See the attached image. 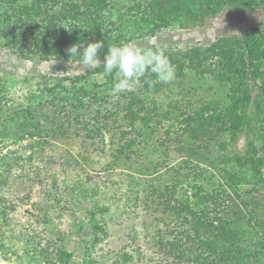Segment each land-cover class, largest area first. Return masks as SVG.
<instances>
[{"label": "rangeland", "instance_id": "rangeland-1", "mask_svg": "<svg viewBox=\"0 0 264 264\" xmlns=\"http://www.w3.org/2000/svg\"><path fill=\"white\" fill-rule=\"evenodd\" d=\"M63 1L83 9L86 6V0ZM5 3L9 0H0V19H4L3 15L7 13L3 8ZM11 7L14 6H7L11 22L24 17L18 13V7L14 10ZM134 7L133 0H110L108 10L95 9L92 15L101 23L100 33L94 35L87 29L76 28L69 34L71 39L67 47H59V54L47 60L33 54L36 48H31L26 57L21 56L17 49L1 44L0 36V264H63L66 254L67 264H171L175 261L195 264V257L188 258L187 254L176 255L174 252L180 248L176 240L182 239L181 232L190 225L185 220L177 222L176 216L164 209L166 201L174 199L176 194L173 193L190 197L194 192L191 185L205 183L197 171L187 176L190 168L184 162L187 160L194 168L196 161L189 159L182 149L173 150L178 139L176 124L170 129L172 121L165 120L160 129L157 127L147 133L145 130L142 136L133 132L127 135L134 140L138 138L136 152L149 156L150 160L163 162L156 171L148 166L149 169H143L145 173L141 174L139 170L127 169L126 159L119 161L113 156L116 145L124 142L123 132L131 131V128L126 130L121 126V130L115 129L105 135L103 151L102 146L94 148L92 140L84 138L86 135L81 127L91 117L85 113L75 115L71 102L61 99H66L67 91L73 90L77 77L87 78L76 84L78 87L87 83L92 87L98 81L95 70L103 66V53L107 52L108 45L117 44L119 34H122L118 25L115 28L114 25L120 16L135 14ZM41 26L45 30L47 23ZM255 28L264 32V7L245 12L228 9L211 17L202 26L190 29L172 27L156 36H137L128 42L164 49L209 47L222 38L243 37L245 32ZM15 32L16 29L12 33L21 38ZM34 34L37 31L30 34L31 41H34ZM48 37L51 44L54 40L61 41L60 37ZM81 39L104 41L99 54L101 65L92 71L82 70L75 60L70 62L71 57L66 53L67 48ZM93 73L94 79L91 78ZM190 77L191 81L187 79L185 84H195L194 87L188 92L180 85L174 94L169 95L173 100L183 105L193 104L198 109L209 96H215L221 105H234L232 95L227 91L230 86L217 75ZM248 79L252 94L256 96L259 90L255 87L254 70H250ZM162 98L164 95L160 100L167 105ZM158 114L153 113L151 117L160 121L162 118ZM215 127L217 125L213 124L210 128ZM203 140L200 145L213 148L230 138L223 130L216 136L206 133ZM145 145H148L149 152H143ZM190 145L196 144L191 142ZM230 148L244 156L247 149L245 133ZM259 149L264 158L263 143ZM181 174L187 177L184 185L178 183L184 179ZM209 181L213 182L211 176ZM214 181L212 185L219 184L220 187V181ZM78 186L87 189L88 196L95 189L97 196L81 198L82 202L77 203L78 191L72 193V190H77ZM213 197H216L214 193ZM93 199L110 208L97 215V220L105 228L104 233L95 232L89 222ZM73 201L76 204H72ZM209 203L211 199L208 198L206 205ZM210 205L212 209L213 205ZM162 242L167 243L164 251L158 250Z\"/></svg>", "mask_w": 264, "mask_h": 264}, {"label": "trees", "instance_id": "trees-1", "mask_svg": "<svg viewBox=\"0 0 264 264\" xmlns=\"http://www.w3.org/2000/svg\"><path fill=\"white\" fill-rule=\"evenodd\" d=\"M14 1L9 0L3 6L7 13L3 15L4 19H0L1 44L17 49L23 57L30 53L31 48H36L33 54H38L44 60L58 55L59 47H67L71 39L69 34L76 28L87 29L94 35L96 32L99 34L101 23L92 14L95 9L102 12L108 10L110 2L86 0L83 9L66 4L63 0H34L33 3L17 0L22 4ZM133 3L136 13L132 16H120L114 25V28L118 25L122 33L119 34L117 44L128 42L130 38L134 40L137 36H156L162 29L202 26L211 17L228 9L245 12L264 7V0H133ZM9 5L14 6L11 7L13 10L18 7V13L21 12L24 17L11 22L7 9ZM44 22L47 23L45 30L41 26ZM14 29L21 38L12 33ZM33 30L37 34H34V41H31L30 34H33ZM49 35L60 37L61 41L54 40L51 44L48 42ZM166 54L176 69L175 78L170 83L157 82L152 75L143 78L132 91L112 97L109 91L114 82V74L104 77L101 75V66L95 70L98 81L92 87L89 83L78 87L76 84L87 78L77 77L73 90L67 91L66 99H61L71 102L75 115L82 116L85 113L91 117L81 127L86 135L84 138L91 139L94 148L102 146L100 149L103 151L106 147L105 135L115 129L121 130V126H125L126 130L131 128V131L123 132L124 142L116 145L113 156L119 161L126 159L125 167L139 170L141 174L145 173L143 169L148 166L156 171L163 162L150 160L149 156L136 152L138 138L134 140L127 135L131 132L141 135L145 130L147 133L157 127L160 129L165 120L172 121L170 129H174L176 124L178 139L173 150L182 149L189 159L196 161L194 168L187 160L184 162L190 168L187 176L190 177L197 171L205 183H189L194 191L192 196L175 190L177 193H173L176 194L174 199L166 201L165 212L176 216L177 222L185 220L190 225L181 232L182 239L176 240L180 248L177 249V244H171L177 247L174 252L176 255L187 254L188 258L195 257V264H264V158L259 149V145H264V32L255 28L251 32H245L243 37L222 38L209 47L197 45L186 49H166ZM250 70H254L255 87L259 90L256 96L252 94L253 88L248 85ZM196 75H217L218 79L225 81L230 86V91H227L232 95L234 105H221L215 96H209L201 103L203 107L196 109L193 104L183 105L184 103L169 96L180 85L189 92L195 84L187 86L185 81L188 79L190 82V76ZM220 91L219 89L218 92ZM222 94L225 92L222 91ZM162 95L165 100L163 102L167 105L161 102ZM153 113H159L162 120L151 117ZM213 124L217 127L210 128ZM223 130L230 138L229 141H221L219 146L213 148L207 144L200 145L204 143V134L216 136ZM244 133L247 137V149L243 156L230 146L235 145ZM96 141L101 144L96 145ZM191 142L196 145L191 146ZM142 148L143 152H149L148 145ZM208 174L213 184L214 180L220 181V187L219 184L212 185ZM181 178L184 179H180L178 183L184 185L187 177L181 174ZM207 182L209 186L205 188ZM132 183L137 184L134 181ZM73 191H78L77 203L82 202L81 198H92L98 193L92 189L88 196L87 189L79 186L72 193ZM213 193L216 197H213ZM194 198L195 201H191ZM208 198L211 203L206 205ZM72 204L76 203L73 201ZM210 204L213 205L212 209ZM92 205L89 222L95 232L104 233L105 228L97 220V215L99 212H108L110 208L102 206L95 199ZM185 236L186 239H183ZM166 244H159L158 250L164 251ZM64 258H67V254ZM65 259H62L63 264H67ZM171 264L179 263L175 261Z\"/></svg>", "mask_w": 264, "mask_h": 264}, {"label": "clouds", "instance_id": "clouds-1", "mask_svg": "<svg viewBox=\"0 0 264 264\" xmlns=\"http://www.w3.org/2000/svg\"><path fill=\"white\" fill-rule=\"evenodd\" d=\"M103 48L104 41L87 42L81 39L79 43L67 48L66 53L71 57L70 62L75 60L87 72L101 65L99 54ZM103 55L101 75L107 77L114 74V82L109 91L112 97L132 91L148 76L154 75L157 82L164 84L175 78V66L162 47H141L135 42H122L108 45V50ZM91 78L94 79L95 74Z\"/></svg>", "mask_w": 264, "mask_h": 264}]
</instances>
